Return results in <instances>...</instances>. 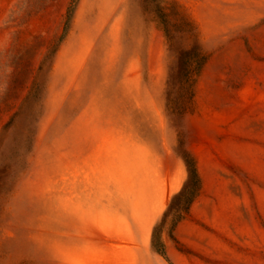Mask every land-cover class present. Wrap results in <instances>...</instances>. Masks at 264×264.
Returning <instances> with one entry per match:
<instances>
[{
  "label": "rangeland",
  "instance_id": "1",
  "mask_svg": "<svg viewBox=\"0 0 264 264\" xmlns=\"http://www.w3.org/2000/svg\"><path fill=\"white\" fill-rule=\"evenodd\" d=\"M155 1L0 0V264H264V0Z\"/></svg>",
  "mask_w": 264,
  "mask_h": 264
},
{
  "label": "trees",
  "instance_id": "2",
  "mask_svg": "<svg viewBox=\"0 0 264 264\" xmlns=\"http://www.w3.org/2000/svg\"><path fill=\"white\" fill-rule=\"evenodd\" d=\"M155 9L154 13L156 14L165 37L169 43L172 42L175 35V28L170 24L168 15L163 12L159 1L154 3ZM177 32H183L182 29H176ZM203 56L197 45L190 48H180L177 50V65L169 76V84L173 88L176 86L177 95L172 99H169V102L174 101L177 103L179 109L181 110V102L190 96V87L191 79L199 68ZM185 163L188 170V179L182 189L173 197V202L171 203V209L173 211V221H176L180 218V215L184 213L191 203L193 197L199 190V177L196 171L194 160L188 156H185ZM157 239L155 234L153 235V246L156 244ZM162 253V251H161Z\"/></svg>",
  "mask_w": 264,
  "mask_h": 264
}]
</instances>
